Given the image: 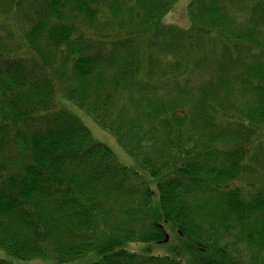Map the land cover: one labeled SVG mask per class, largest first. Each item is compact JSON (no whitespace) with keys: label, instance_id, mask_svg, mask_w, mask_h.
Here are the masks:
<instances>
[{"label":"trees","instance_id":"trees-1","mask_svg":"<svg viewBox=\"0 0 264 264\" xmlns=\"http://www.w3.org/2000/svg\"><path fill=\"white\" fill-rule=\"evenodd\" d=\"M176 1L0 0L1 250L243 264L228 235L264 264V0H188L185 28ZM68 104L161 176L157 202ZM162 221L172 254L125 248L165 245Z\"/></svg>","mask_w":264,"mask_h":264},{"label":"rangeland","instance_id":"rangeland-1","mask_svg":"<svg viewBox=\"0 0 264 264\" xmlns=\"http://www.w3.org/2000/svg\"><path fill=\"white\" fill-rule=\"evenodd\" d=\"M187 2L188 0H177L173 6V10L170 11L168 18L166 19L168 23L173 24V26L185 28L187 25ZM186 23V25H185ZM74 113V115L88 128L91 134V140L93 142L101 143L107 146L113 153L114 159L117 163L122 166L127 167L130 170H136L140 178L146 185L154 191V196L152 202H157L158 195L156 193V186L160 182V177L153 178L149 175L148 171L143 169L138 161L127 155L124 149L118 144L116 139L106 130L98 126V124L88 117L84 111H80L74 105L68 104ZM162 227L166 232V241L165 245H155V244H144V243H127L125 248L129 252L138 253L140 255L147 254L145 249L150 248V253L153 255H167L168 253L172 254L175 247L178 246L177 236L178 233L170 227V223L166 221L160 222ZM99 229H102L101 227ZM97 240L99 237L97 236ZM216 246L225 247V251L229 252L232 259H237L244 264H250V251L241 245H233V239L228 235L222 236L216 243ZM100 255L97 253L96 247L88 251L86 254L81 255L80 257L71 260L66 263H58L53 259H38L32 258L28 260L17 259L8 252L0 249V259L4 260L11 264H93L100 260Z\"/></svg>","mask_w":264,"mask_h":264}]
</instances>
